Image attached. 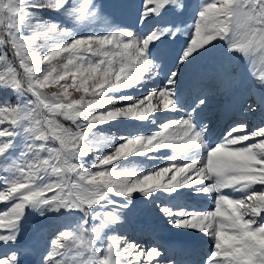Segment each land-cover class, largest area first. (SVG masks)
<instances>
[{"label": "snow or ice", "instance_id": "6c2138e0", "mask_svg": "<svg viewBox=\"0 0 264 264\" xmlns=\"http://www.w3.org/2000/svg\"><path fill=\"white\" fill-rule=\"evenodd\" d=\"M0 64V264H264V125L236 118L264 115V0H0ZM140 197L176 247L127 235Z\"/></svg>", "mask_w": 264, "mask_h": 264}, {"label": "rangeland", "instance_id": "374dc122", "mask_svg": "<svg viewBox=\"0 0 264 264\" xmlns=\"http://www.w3.org/2000/svg\"><path fill=\"white\" fill-rule=\"evenodd\" d=\"M105 3L108 2V0H104ZM201 2H203V0H201ZM136 3L139 4L140 0H136ZM126 23H131L130 19H125ZM188 23L189 25L191 24V18L189 17L188 19ZM102 29V25H97V30ZM187 38V34L185 35V37H182V39H186ZM217 54V50H214L213 52L209 53L206 57L201 58L199 61H197V64L194 65L193 70H195L196 68L208 64L211 62V60L216 56ZM14 58L11 56V54H9L8 57V62H13ZM3 68V64H0V69ZM49 95L56 91L55 87L49 88L45 90ZM70 91L73 92L74 96H79V93H75L74 90ZM137 95H139V93H137ZM161 115V114H158ZM251 117H255L251 120V122H255L260 121L259 118L264 117V115L260 114V113H256V114H251ZM258 117V118H257ZM242 118L248 119V117L246 116H242ZM257 118V119H256ZM60 122L63 123L65 126H69V122L68 121H64L63 118H60ZM118 125H120L118 128H111L109 129L107 125L102 126L105 131L102 133L104 135H112L115 134L116 135V139L113 140V143H118L119 142V137L121 135L127 134V135H132V134H137V133H145L147 134L148 132H151L153 130H158L157 125H147L145 126L143 124V122L140 121H135V120H122V121H118L116 122ZM159 123V121H158ZM247 123L251 124L250 121L248 120ZM260 125H264V119H262L260 121V123H252L251 127L255 128L257 126ZM150 126V128H149ZM213 137V136H212ZM211 140L214 142V137L211 138ZM168 155H172L171 151H168ZM129 161H132L133 164L132 165H128L127 161H120L119 163L126 165V166H135L138 168H146L147 166H154V165H158V164H163L166 161H147L144 157H140V156H134V157H129L128 158ZM180 191V190H178ZM181 192V191H180ZM184 193V191H183ZM191 195V194H190ZM190 195H187V198H185V204L184 206L189 207V208H194L195 206L200 207V203H203L202 207H205L206 210L212 208V201L210 199V201H208L207 197H202L201 199H198V197L193 196L190 197ZM236 195H239L236 193ZM183 196V195H182ZM183 203H184V198L182 199ZM192 200H195V202H193ZM197 200V201H196ZM188 202V203H186ZM200 202V203H199ZM6 206V202L0 201V209H3ZM200 211V210H197ZM69 221L65 220V221H56V222H49V227L48 230L50 231L52 229L53 226L60 224V223H68ZM38 221L35 218H30L29 219V223L26 225V231H25V235L26 237L33 235L34 230L36 228ZM127 235L130 236L131 238L139 241L141 244H143L145 247H148L149 245H155V241L157 242V244L159 243V245L161 246V244H163L164 242H158V239H170L172 241H174L175 243H177V238L176 236L178 235V233H176L174 230H172L168 225H166L164 223V221L160 218V215L157 211V208L155 205L151 204L148 202L147 198L144 197H140V199L136 202V210L135 212L131 215L129 222H128V226L126 229ZM159 232V233H157ZM157 233L156 235H153ZM150 234V235H149ZM182 236V240L184 243V239L188 240V241H192V242H199L202 241V236L200 233L198 232H192V233H186V234H179ZM152 239V240H151ZM153 241V242H152ZM156 246V245H155ZM197 246H200V242L199 244L197 243ZM209 250V244L207 243V249L205 250H197L195 253H204L206 254Z\"/></svg>", "mask_w": 264, "mask_h": 264}, {"label": "bare ground", "instance_id": "6f19581e", "mask_svg": "<svg viewBox=\"0 0 264 264\" xmlns=\"http://www.w3.org/2000/svg\"><path fill=\"white\" fill-rule=\"evenodd\" d=\"M149 128H150V126H149ZM158 129V128H157ZM217 130H218V128H217ZM215 135H213V137H214ZM212 137V138H213ZM180 191L181 192H183L184 191V195L183 196H178L177 197V199H176V201H174V203H176V204H180V205H183L184 206V204H185V198H187V195H190L191 193H190V190L189 189H187V188H185V189H180ZM238 194V193H237ZM165 196H167L168 194H164ZM236 195V194H235ZM190 197H193L192 195H190ZM184 198V203H183V199ZM194 198V197H193ZM202 197H198V199H201ZM208 199V201H210V199L209 198H207ZM193 202H195V200H192ZM197 201V200H196ZM200 203V202H199ZM201 205H200V207H194L193 209H195V210H200V211H205L206 210V208L205 207H202L203 206V203L201 202L200 203ZM212 207H213V205H212ZM157 233H159V232H157ZM157 233H155V234H153V235H156ZM202 235V234H201ZM202 241H199L200 242V246H203V247H206V245H207V243H208V241H207V239L206 238H204L203 236H202ZM196 242V241H195ZM195 242H192V241H188V240H186V239H184V246H186L188 249H190L191 250V247L190 246H193L194 248L197 246V243L199 244V242H197V243H195ZM209 244V243H208ZM177 246V243H171L170 241H165L163 244H161V248L162 249H165V250H169V249H171V248H173V247H176ZM192 252H193V250H191ZM195 259H197V260H199V258H197V257H195Z\"/></svg>", "mask_w": 264, "mask_h": 264}]
</instances>
